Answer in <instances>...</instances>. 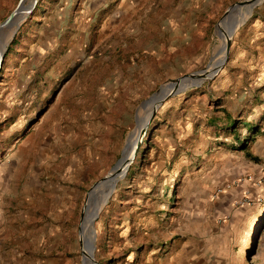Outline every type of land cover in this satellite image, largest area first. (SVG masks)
I'll return each mask as SVG.
<instances>
[{"label":"rangeland","instance_id":"1","mask_svg":"<svg viewBox=\"0 0 264 264\" xmlns=\"http://www.w3.org/2000/svg\"><path fill=\"white\" fill-rule=\"evenodd\" d=\"M241 1L37 0L4 30L0 264H92L79 224L99 264H264V191L214 205L224 175L236 176L228 192L261 185L238 175L249 160L236 147L251 153L243 125L264 126V0L219 24ZM19 2L0 0V24ZM227 36L223 66L198 87L173 88L124 176L143 103L217 67Z\"/></svg>","mask_w":264,"mask_h":264},{"label":"water","instance_id":"2","mask_svg":"<svg viewBox=\"0 0 264 264\" xmlns=\"http://www.w3.org/2000/svg\"><path fill=\"white\" fill-rule=\"evenodd\" d=\"M259 0H243L241 2H237L233 5H231L226 11L225 13L223 14L222 18L220 19L219 21V24L223 21V20H228L231 16V14L234 12V10L236 9V7H239V6H245V5H252V4H255L257 3ZM23 2L24 0H20L17 8L10 14V16L3 22L0 24V43H1V40H2V37L4 35V30L7 29V27L11 26V25H15L17 26V28L19 27V23L21 21H18L16 22L15 24L12 22V20L17 16L19 10L22 8L23 6ZM36 2L37 0H34L29 6H26L24 9L26 10L27 12V15L31 13V11L35 8V5H36ZM228 30H231V25H228ZM231 38H227L226 39V42H225V48H224V57L222 59V61L219 63L217 69L215 71H218L222 66L223 64L225 63V61L227 60V56H228V53H229V48H230V40ZM5 47V45H2V48ZM3 57H4V51L3 49L0 50V70L2 68V64H3ZM210 65V64H209ZM209 65L206 69H203V70H200V71H197V72H194L192 74H189V75H185L183 77H180V78H177L175 80H172L170 82H168L167 84H165L164 86H177L179 84H191V87H198L201 83H203L205 80H207L208 78L212 77V75H214L216 72H212L209 70ZM163 87V86H162ZM161 87V88H162ZM161 88L159 89V91L157 93L160 92ZM156 93V94H157ZM156 94H154L151 98H153ZM177 93H173V94H169L168 96H164V97H161V96H158L157 97V100H156V104H155V108L153 109V111L151 112L150 116L147 118L146 122L143 124L141 130H140V133H139V138H138V142L137 144L134 146V148L131 150V154L130 156L128 157L127 159V164L125 166V169H124V176L126 174V172L128 171V168L131 164V162L133 161V159L135 158L137 152H138V149H139V146H140V143L142 142L145 134H146V130L155 114V112L157 111L158 107L163 103L164 100H166L167 98L175 95ZM150 98V99H151ZM150 99H148L147 101H149ZM146 101V102H147ZM145 103V102H144ZM143 103V104H144ZM127 148V144L125 146V149ZM124 149V150H125ZM123 156V155H122ZM121 160V159H120ZM119 160V161H120ZM118 164V163H117ZM116 164V165H117ZM116 167V166H115ZM114 167V168H115ZM113 168V169H114ZM113 169L105 176L103 177L101 180H99L98 182H96L92 189L97 187L99 184L103 183L104 181H106L107 179H109V177L112 175V171ZM91 189V190H92ZM90 190V191H91ZM90 193V192H89ZM88 193V194H89ZM88 196V195H87ZM86 203V201H85ZM84 210H85V205L83 206L82 208V211H81V217H80V221L82 219V216H83V213H84ZM78 240H79V245H80V251H81V255L83 253V243L85 244V246L87 247V254H88V257L91 261L92 264H99L93 257V251H94V240H90V239H86L85 241H83L82 237L80 236V224H79V234H78Z\"/></svg>","mask_w":264,"mask_h":264},{"label":"crops","instance_id":"3","mask_svg":"<svg viewBox=\"0 0 264 264\" xmlns=\"http://www.w3.org/2000/svg\"><path fill=\"white\" fill-rule=\"evenodd\" d=\"M61 20L62 19H59V21H61ZM63 20L65 21V18ZM3 121H5V117L3 118ZM227 124H228V122H227ZM14 125L15 124L11 125L10 128H13ZM243 126L245 128H248L249 139H250V137L254 138L253 142H250L248 139V142L252 144V147L250 149L251 153H249L248 150H246V152H248L253 158H256V160L252 159L250 156H247V154L245 153V156L247 157L249 162L244 168H240L237 171V173H238V175L250 174L254 177L255 181H259V179L262 177V175L264 173V126L261 129H257V127L255 125L244 124ZM227 128L231 129L232 125H228ZM252 129H254V130H252ZM4 133H6V132H4ZM1 135H2V133L0 132V138H1ZM257 136H259V137L257 139H255ZM240 143L244 144L242 142H240ZM240 143H239V145H240ZM245 144L247 145V143H245ZM239 145H237L236 148H238ZM235 177L236 176H232L231 174L222 176L221 178L218 179L219 186L230 183ZM251 182H253V183L249 182L247 184H243L242 186H238L229 192L225 191L223 193L224 194L223 196L221 195L220 198L216 199V201L214 202V205L221 206V205L225 204V207L226 206L228 207L229 205H231L232 199L234 198V196L238 192L242 191V189H244V188H247L250 191V193H252L254 195H256L257 191H260V192L264 191V184L257 186V185H255L254 180L253 181L251 180ZM68 236H69V232H68ZM183 248H184L183 250L188 251V249L190 247H183Z\"/></svg>","mask_w":264,"mask_h":264},{"label":"bare ground","instance_id":"4","mask_svg":"<svg viewBox=\"0 0 264 264\" xmlns=\"http://www.w3.org/2000/svg\"><path fill=\"white\" fill-rule=\"evenodd\" d=\"M25 1H28V0H25ZM25 1H24V3H23V6H22V8L19 10V12H18V14H17V16L12 20V22L15 24L16 22H18V21H22L26 16H27V12H26V10L24 9L25 7H26V5H25ZM34 0H31V2H29L30 4L33 2ZM29 6V5H28ZM255 5L254 4H252V5H245V6H239V8L238 7H236V9L234 10V12L231 14V16H233L235 13H236V15H235V18L233 19V21L239 16V14L240 13H242V11L244 12L245 10H251L253 7H254ZM230 16V17H231ZM224 21V20H223ZM222 21V22H223ZM221 22V23H222ZM15 25H11V26H9V27H7V30H11L12 31V28L14 27ZM239 28V25H237L236 26V28H235V26H233V29H232V31H234V30H236V29H238ZM14 29V28H13ZM7 33H9V32H7ZM232 34V32L228 35V36H230ZM3 36H6V34L4 33V35ZM228 36L227 37H225V42H226V39L228 38ZM224 48H225V46H224ZM2 49V44L0 43V50ZM222 59H223V57H224V51H223V53L221 54V56H220ZM219 57V58H220ZM218 58V59H219ZM216 63H217V59H214L212 62H211V64L209 65V70L210 71H215L216 69H217V67H218V65H217V67H215L214 68V66L216 65ZM189 87H191V84H179V85H177V86H165V87H163V89L159 92V93H157L153 98H151L149 101H147V102H145L144 103V112L143 113H145V115H144V117L140 120V122H139V128L141 129L142 128V126H143V124L146 122V117H149L150 116V114H151V112H152V108L154 107V105L156 104V100H157V97L158 96H161V97H164V96H168L169 94H171L170 92H172V90H173V88H174V91H180V90H185V89H187V88H189ZM167 90V91H166ZM146 106H148V107H146ZM145 107H146V109H145ZM143 115V114H142ZM140 118V117H139ZM134 148V147H133ZM129 157V156H128ZM128 157H126L125 159H124V161H123V164H122V168H121V170H122V172L124 171V169H125V166H126V164H127V159H128ZM123 159V158H122ZM122 159L120 160V161H122ZM118 165V164H117ZM116 165V166H117ZM112 175L109 177V179H107L106 181H104L103 183H101V184H99L97 187H95V188H93L92 189V192H91V194H90V196H89V201H88V203H89V205L91 206V204L94 202V200H95V198H96V196L104 189V187L109 183V182H114V180L116 179V177L118 176V170L116 169V167L113 169V171H112V173H111ZM113 189H114V187H113ZM111 192H109L108 193V195L104 198V204H103V206L101 207V205L99 206V209L97 210V212L98 213H100L101 211H102V209L104 208V206L107 204V202H108V200H109V198L111 197V195H112V193L110 194ZM101 207V208H100ZM86 210H88V207L86 208ZM89 216V215H88ZM89 222V221H88ZM85 223V219H84V222H83V224ZM88 225H89V223H88ZM90 240H94V238L92 237H90L89 238ZM87 248V247H86ZM88 252L86 251V253H85V259H86V262L88 263L89 261H90V259H89V257H88V254H87ZM93 253H94V251H93ZM93 257H94V254H93Z\"/></svg>","mask_w":264,"mask_h":264},{"label":"built area","instance_id":"5","mask_svg":"<svg viewBox=\"0 0 264 264\" xmlns=\"http://www.w3.org/2000/svg\"><path fill=\"white\" fill-rule=\"evenodd\" d=\"M257 184H264V173H263L262 177L259 179V181L257 182ZM230 188H231V185L229 183L223 185L222 188H219L216 191V196H220L221 194H223L225 191L229 190Z\"/></svg>","mask_w":264,"mask_h":264},{"label":"trees","instance_id":"6","mask_svg":"<svg viewBox=\"0 0 264 264\" xmlns=\"http://www.w3.org/2000/svg\"><path fill=\"white\" fill-rule=\"evenodd\" d=\"M252 130H254V129H252ZM249 141H250V142H253V141H254V138H253V137H250ZM246 146H247V145H246L245 143H244V144H241V143H240V145H239L238 148H240V149L246 151V150H247V149H246ZM246 154H247V156H250L252 159L256 160V158H253L248 152H247Z\"/></svg>","mask_w":264,"mask_h":264}]
</instances>
